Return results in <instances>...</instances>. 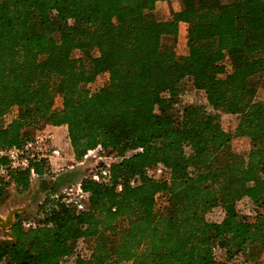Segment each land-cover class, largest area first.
I'll list each match as a JSON object with an SVG mask.
<instances>
[{
  "label": "trees",
  "instance_id": "obj_1",
  "mask_svg": "<svg viewBox=\"0 0 264 264\" xmlns=\"http://www.w3.org/2000/svg\"><path fill=\"white\" fill-rule=\"evenodd\" d=\"M157 2L176 9L157 20ZM181 24L184 55L161 44ZM262 72L264 0H0V150L51 125L66 128L76 162L97 146L120 158L109 183L80 180L84 211L52 199L58 178L48 183L35 218L14 214L0 264H255L264 251V101L248 89ZM100 75L101 87H86ZM185 81L205 105L185 102ZM221 114L237 117L233 133ZM233 137L248 140L245 156ZM158 163L168 179L147 176ZM33 166L50 175L44 162ZM30 184L27 171L0 180V204ZM215 207L223 216L208 221Z\"/></svg>",
  "mask_w": 264,
  "mask_h": 264
},
{
  "label": "built area",
  "instance_id": "obj_2",
  "mask_svg": "<svg viewBox=\"0 0 264 264\" xmlns=\"http://www.w3.org/2000/svg\"><path fill=\"white\" fill-rule=\"evenodd\" d=\"M54 141H62L61 146H58L54 143ZM70 149L65 127L56 133L46 128V126L37 129L21 144L5 146L0 150V158L3 160V162H0V180L7 182L13 173L18 171H27L30 176L31 183L38 182L39 184V181L41 180L46 182L52 180L51 182H53L56 179V173L66 166L67 160H69L72 164L81 166L87 163L88 172L86 175H83L74 183L61 187L50 196L52 199L59 200L65 205L74 207L77 211H84L86 208L88 193L82 189L80 180L82 178H88L96 183H109L110 166L112 163L119 161L120 158L104 155L101 153L100 147L97 146L95 149L87 150L81 161L76 162L71 155ZM140 150V148L133 150L128 152L127 155H131L132 153H136ZM39 162H44L47 165L50 175L45 173L42 177H39L36 174L33 164ZM146 174L156 180L168 179L169 177L168 170L160 163L148 169ZM136 184L137 181L133 179L130 181V185L134 186ZM120 189L121 187L118 185L116 190L119 191ZM46 193L47 191L45 194ZM158 198L159 196L156 198V205ZM29 220L30 221L27 222L26 225L34 226V223L30 218ZM81 247L82 245L80 244V253L88 257L89 253L84 249H81ZM62 264H73L72 257L66 258ZM117 264L129 263L119 262Z\"/></svg>",
  "mask_w": 264,
  "mask_h": 264
},
{
  "label": "rangeland",
  "instance_id": "obj_3",
  "mask_svg": "<svg viewBox=\"0 0 264 264\" xmlns=\"http://www.w3.org/2000/svg\"><path fill=\"white\" fill-rule=\"evenodd\" d=\"M176 9V4L171 2H157L154 6V9L151 11V14L157 20H166L169 18L171 12ZM161 44L164 47L170 48L174 50V52L178 55H184L186 53V45H185V26L183 24L180 25L178 34L175 38L171 36H163L161 38ZM74 56H79L78 52L74 53ZM106 80L105 76H98L95 80L87 85V88L91 90H95L101 87ZM184 90L187 91L184 95L185 102L188 104H206L201 94L195 92L193 87L191 86L190 81L184 82ZM248 97L251 101H264V72L258 74L253 77L249 82L248 89ZM60 105V98L56 97L55 99V107ZM16 113V109L14 108L11 111V114L7 117V120H10ZM221 127L230 133H233L234 128L237 123V117L229 114H221L219 119ZM58 146H61L62 141H54ZM231 148L240 156H245L246 152L249 149V142L246 138L243 137H233L231 140ZM72 166V167H71ZM88 172L87 163L83 166L75 165L66 161V166L62 168L60 171L56 173V185L59 189L65 185L70 183H74L78 181L83 175H86ZM52 181V180H51ZM51 181L46 182L44 185H39L38 182H32L30 188L25 192H14L13 189L9 191V195L5 200L0 204V215L4 216L7 212L8 208H20L21 211L27 212L30 218H35L36 209L39 202L43 199L45 192L47 191V184L51 183ZM163 197H159L157 199V206H160L163 203ZM247 206L246 200H243L239 204V208H243ZM20 211V212H21ZM17 213V212H15ZM14 213V214H15ZM222 218V211L219 207H215L211 209L206 214V219L211 222H218ZM15 218L13 216V222ZM7 233H3L0 230V240L6 238L4 236ZM230 264H240L232 262ZM254 264V263H250ZM255 264H264V251L259 255V258Z\"/></svg>",
  "mask_w": 264,
  "mask_h": 264
},
{
  "label": "water",
  "instance_id": "obj_4",
  "mask_svg": "<svg viewBox=\"0 0 264 264\" xmlns=\"http://www.w3.org/2000/svg\"><path fill=\"white\" fill-rule=\"evenodd\" d=\"M20 208H8L4 216L0 215V230L7 233V229L13 224V216L15 212H20Z\"/></svg>",
  "mask_w": 264,
  "mask_h": 264
},
{
  "label": "crops",
  "instance_id": "obj_5",
  "mask_svg": "<svg viewBox=\"0 0 264 264\" xmlns=\"http://www.w3.org/2000/svg\"><path fill=\"white\" fill-rule=\"evenodd\" d=\"M172 3V2H171ZM46 128L50 129L51 131L53 132H58L60 129H63L64 127L63 126H60V127H56V126H51V125H47Z\"/></svg>",
  "mask_w": 264,
  "mask_h": 264
}]
</instances>
